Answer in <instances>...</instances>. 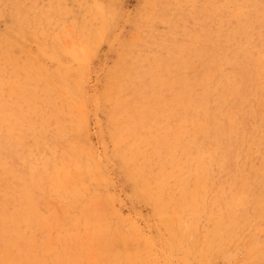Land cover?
<instances>
[{"label":"rangeland","instance_id":"374dc122","mask_svg":"<svg viewBox=\"0 0 264 264\" xmlns=\"http://www.w3.org/2000/svg\"><path fill=\"white\" fill-rule=\"evenodd\" d=\"M0 3V264H264V0Z\"/></svg>","mask_w":264,"mask_h":264},{"label":"bare ground","instance_id":"6f19581e","mask_svg":"<svg viewBox=\"0 0 264 264\" xmlns=\"http://www.w3.org/2000/svg\"><path fill=\"white\" fill-rule=\"evenodd\" d=\"M0 4H1V3H0ZM238 25H239V24H238ZM33 30H34V29H33ZM23 31H24V30H23ZM235 37H236V36H235ZM40 41H41V40H40ZM259 42H260V41H259ZM256 46H257V45H256ZM8 47H9V46H8ZM40 47H41V46H40ZM254 47H255V46H254ZM258 48H259V47H258ZM258 48H255V49H258ZM17 53H18V52H17ZM17 55H18V54H17ZM40 57H41V56H40ZM245 61H246V60H245ZM245 61H244V62H245ZM245 63H246V62H245ZM253 63H255V62H253ZM20 65H21V64H20ZM242 65H244V64L242 63ZM38 66H39V65H38ZM251 66H253V65H252V61H251V65H250V67H251ZM241 67H242V66H241ZM255 67H256V66H255ZM239 68H240V67H239ZM252 68H254V67H252ZM252 68H251L249 71L252 70V72H255ZM243 69H244V68H243ZM247 69H248V68H247ZM254 69H255V68H254ZM64 70H65V69H64ZM237 71H238V70H237ZM237 71H236V72H237ZM239 71H240V70H239ZM246 71H247V70H246ZM248 73H249V72H248ZM248 73H247V74H248ZM236 74H237V73H236ZM236 74H235V75H236ZM242 75H243V74H242ZM251 75H252V74H251ZM254 75H255V74H254ZM254 75H253V76H254ZM245 76H247V75H245ZM248 76H249V75H248ZM251 77H252V76H251ZM254 77H255V76H254ZM5 78H6V77H5ZM252 78H253V77H252ZM252 78H250V81H252ZM237 79H238V78H237ZM237 79H236V80H237ZM241 79H243L242 76H241ZM245 79H246V78H245ZM234 80H235V79H234ZM253 80H254V79H253ZM255 80H256V79H255ZM233 82H234V81H233ZM235 82H236V81H235ZM237 82H238V80H237ZM243 82H245V80H244ZM253 83H254V82H253ZM240 84H241V83H240ZM243 84H244V83H243ZM245 84H246V82H245ZM237 85H239V82H238ZM254 85H255V83H254ZM256 85H257V84H256ZM242 86H243V85H242ZM242 86H241V87H242ZM246 87H248V86H246ZM222 88H223V87H222ZM238 88H239V86H238ZM14 89H15V88H14ZM247 89H248V88H246V90H247ZM249 89H251V88H249ZM236 90H237V89H236ZM221 91H222V90H221ZM239 91H240V90H238V92H239ZM242 91H243V89H242ZM262 92H263V91H262ZM218 93H220V92H218ZM240 93H241V92H240ZM243 93H244V92H243ZM246 94H247V93H246ZM118 95H119V94H118ZM216 95H217V94H216ZM235 95H236V93H235ZM238 95H239V94H238ZM238 95H236V97H237ZM243 95H245V94H243ZM260 95H262V94H260ZM215 97H216V96H215ZM215 97H214V98H215ZM259 97H260V96H259ZM262 97H263V96H262ZM26 98H27V97H26ZM123 98H124V97H123ZM216 98H217V97H216ZM112 99H114V98H112ZM236 99H238V98H236ZM120 101H121V100H120ZM218 101H219V100H218ZM238 101H239V99H238ZM245 101H246V100H245ZM179 102H180V101H179ZM181 102H182V100H181ZM240 102H241V101H240ZM259 102H260V101H259ZM259 102H258V103H259ZM261 102H262V101H261ZM238 103H239V102H238ZM242 104H243V103H242ZM235 105H236V104H235ZM260 105H261V104H260ZM262 105H263V104H262ZM181 106H182V105H181ZM236 106H237V105H236ZM236 106H235V107H236ZM258 106H259V105H258ZM23 107H24V106H23ZM40 107H41V106H40ZM244 107H245V106H244ZM246 107H247V105H246ZM260 107H261V106H260ZM261 108L263 109V106H262ZM261 108H260V109H261ZM241 109H242V108H241ZM248 109H249V108H248ZM262 109H261V110H262ZM233 110H234V109H232V111H233ZM235 110H236V109H235ZM238 110H239V109H238ZM261 110H260V111H261ZM263 110H264V109H263ZM50 111H51V110H50ZM250 111H251V110H250ZM108 112H109V111H108ZM242 112H243V111H242ZM251 112H252V111H251ZM253 112H254V111H253ZM257 112H258V111H257ZM233 113H234V112H233ZM249 113H250V112H249ZM254 113H255V112H254ZM260 113H261V112H260ZM260 113H259V114H260ZM262 113L264 114V112H262ZM262 113H261V115L263 116ZM239 115H240V114H239ZM246 115H247L246 117H248V113H247ZM249 115H250V114H249ZM255 115H256V113H255ZM237 116H238V115H237ZM240 116H241V115H240ZM250 116H251V115H250ZM262 116H261V117H262ZM107 117H108V116H107ZM210 117H211V116H210ZM216 117H217V116H216ZM234 117H235V115H234ZM201 118H202V117H201ZM244 118H245V117H244ZM244 118H243V120H244ZM256 118H257V117H256ZM258 118H260V116H259ZM258 118H257V119H258ZM132 119H133V118H132ZM216 119H217V118H216ZM235 119H236V118H235ZM241 119H242V118H241ZM249 119H250V118H249ZM261 119H263V117H262ZM261 119H260V121H261ZM199 120H200V119H199ZM206 120H207V119H206ZM36 121H37V120H36ZM203 121H204V120H203ZM253 121H254V120H253ZM258 121H259V120H258ZM204 122H205V121H204ZM242 122H243V121H242ZM263 122H264V121H263ZM263 122H262V123H263ZM193 123H194V122H193ZM211 123H212V122H211ZM243 123H244V122H243ZM248 123H250V122H248ZM194 124H195V123H194ZM250 124H251V123H250ZM250 124H248V125H250ZM252 124H253V123H252ZM245 125H246V124H245ZM253 125H254V124H253ZM260 125H261V124H260ZM106 126H107V125H106ZM190 126H191V125H190ZM198 126L200 127V125H198ZM199 127H198V128H199ZM246 127H247V126H246ZM200 128H201V127H200ZM204 128H205V127H204ZM8 129H9V128H8ZM192 129H193V128H192ZM208 129H209V127H208ZM217 129H218V128H217ZM260 129H261V128H260ZM204 130H205V129H204ZM212 130H213V129H212ZM223 130H224V129H223ZM238 130H240V129H238ZM255 130H256V132H257V129H255ZM193 131H194V130H193ZM209 131H210V129H209ZM221 131H222V130H221ZM245 131H246V130H245ZM258 131H259V130H258ZM106 132H107V131H106ZM211 132H212V131H211ZM222 132H223V131H222ZM251 132H252V130H251ZM260 132L262 133V131H260ZM197 133L200 134V132H197ZM212 133H213V132H212ZM212 133H211V135H212ZM220 133H221V132H220ZM238 133H239V132H238ZM170 134H171V133H170ZM215 134H216V133H215ZM224 134H225V132H224ZM254 134H255V133H254ZM257 134H258V133H257ZM259 134H260V133H259ZM259 134H258V135H259ZM211 135H209V136L211 137ZM213 135H214V134H213ZM213 135H212V136H213ZM217 135H218V134H217ZM226 135H227V134H226ZM5 136H6V135H5ZM55 136H56V135H55ZM252 136H253V135H252ZM260 136H262V135H260ZM9 137H10V136H9ZM263 137H264V135H263ZM233 138H234V137H233ZM233 138H232V139H233ZM205 139H206V138H205ZM205 139H204V140H205ZM238 139H239V138H238ZM2 140H3V139H2ZM204 140H203V141H204ZM208 140L211 141V138H210V139L208 138ZM220 140H221V139H220ZM224 140H225V139H224ZM224 140H223V141H224ZM227 140H228V139H227ZM252 140L254 141L253 138H252ZM161 141H162V139H161ZM199 141H200V139H199ZM212 141H213V140H212ZM215 141H216V140H215ZM221 141H222V140H221ZM223 141H222V143H223ZM197 142H198V141H197ZM206 142H207V141H206ZM225 142H227V141H225ZM2 143H3V142H2ZM208 143H209V142H208ZM215 143H216V142H215ZM217 143H218V142H217ZM233 143H234V142H233ZM256 143H258V142H256ZM256 143H255V144H256ZM260 143H261V142H260ZM226 144H227V143H226ZM226 144H225V145H226ZM228 144H229V143H228ZM228 144H227V145H228ZM237 144H238V142H237ZM220 145H223V144H220ZM225 145H224V146H225ZM230 145H231V144H230ZM257 145H258V144H257ZM259 145H260V144H259ZM50 146H52V145H50ZM192 146H193V145H192ZM198 146H199V145H198ZM214 146H215V145H214ZM157 147H158V146H157ZM159 147H160V145H159ZM168 147H169V146H168ZM236 147H237V146H236ZM241 147H242V146H241ZM117 148H118V147H117ZM121 148H122V147H121ZM194 148H195V147H194ZM214 148H215V147H214ZM219 148H220V146H219ZM226 148H227V147H226ZM260 148H261V147H260ZM18 149H19V148H18ZM160 149H161V147H160ZM162 149H163V148H162ZM162 149H161V150H162ZM201 149H202V148H201ZM257 149H258V148H257ZM158 150H159V149H158ZM207 150H209V149H207ZM223 150H224V149H223ZM194 151H195V150H194ZM121 152H122V151H121ZM164 152H165V151H164ZM192 152H193V151H192ZM216 152H217V151H216ZM194 153H195V152H194ZM204 153H205V150H204ZM211 153H212V152H211ZM221 153H222V152H221ZM225 153H226V151H225ZM263 153H264V152H263ZM5 154H6V153H5ZM162 154H163V153H162ZM162 154H161V155H162ZM198 154H200V153H198ZM198 154H197V155H198ZM215 154H216V153H215ZM215 154H214V155H215ZM217 154H218V153H217ZM222 154H223V153H222ZM228 154H229V153H228ZM228 154L226 153V155H228ZM230 154H231V151H230ZM112 155H113V154H112ZM214 155H213V156H214ZM10 156H11V155H10ZM165 156H167V155H165ZM203 156H204V155H203ZM203 156H202V157H203ZM213 156H212V157H213ZM220 156H221V155H220ZM263 156H264V155H263ZM207 157H208V156H207ZM207 157H206V158H207ZM210 157H211V156H210ZM225 157H226V156H225ZM230 157H231V156H230ZM237 157H238V156H237ZM5 158H6V156H5ZM165 158H166V157H165ZM169 158H170V157H169ZM259 158H260V156H259ZM210 159H211V158H210ZM219 159H221V158H219ZM238 159H239V157H238ZM212 160H213V159H212ZM127 161H128V160H127ZM215 161H216V159H215ZM226 161H227V160H226ZM87 162H88V161H87ZM200 162H201V161H200ZM205 162H206V161H205ZM213 162H214V160H213ZM218 162H219V161H218ZM228 162H230V159H229ZM162 163H163V162H162ZM230 163H231V162H230ZM230 163H229V164H230ZM7 164H8V163H7ZM151 164H152V163H151ZM207 164H208V163H207ZM218 164H219V163H218ZM218 164H217V165H218ZM224 164H225V162H224ZM224 164H223V165H224ZM229 164H228V165H229ZM231 164H232V163H231ZM171 165H172V164H171ZM191 165H194V163H192ZM205 165H206V164H205ZM211 165H212V164H211ZM238 165H239V164H238ZM160 166H161V165H160ZM198 166H199V165H198ZM203 166H204V165H203ZM212 166H213V165H212ZM151 167H152V166H151ZM164 167H165V166H164ZM196 167H197V165H196ZM219 167H220V166H219ZM219 167H218V168H219ZM221 167H222V166H221ZM221 167H220V168H221ZM2 168H3V167H2ZM131 168L133 169L134 167H131ZM209 168H210V167H209ZM209 168H208V169H209ZM239 168H240V167H239ZM152 169H153V168H152ZM154 169H155V168H154ZM165 169H167V167H166ZM168 169H169V167H168ZM183 169H184V168H183ZM203 169H204V168H203ZM212 169H213V168H212ZM2 170H4V169H2ZM155 170H157V169H155ZM220 170L222 171V169H220ZM223 170H224V169H223ZM123 171H125V170H123ZM230 171H232V170L230 169ZM233 171H234V170H233ZM237 171H238V170H237ZM241 171H242V170H241ZM4 172H5V171H4ZM128 172H129V171H128ZM128 172H127V173H128ZM228 172H229V171H228ZM144 173H145V172H144ZM157 173H158V172H157ZM233 173H234V172H233ZM1 174H2V173H1ZM228 174H229V173H228ZM156 175H158V174H156ZM201 175H202V174H201ZM203 175H204V173H203ZM203 175H202V177H201L200 179H202L203 181H205V180H204V177H205V176H203ZM226 175H227V174H226ZM2 176H3V175H2ZM160 176H161V175H160ZM209 176H210V175H209ZM227 176H228V175H227ZM230 176H231V175H230ZM238 177H239V176H238ZM238 177L236 176V178H238ZM158 179H159V178H158ZM224 179H225V177H224ZM228 179H229V177H228ZM247 179L249 180V178H247ZM207 180H208V179H207ZM207 180H206V181H207ZM220 180H222V179H220ZM231 180H232V179H231ZM240 180H241V179H240ZM242 180H243V179H242ZM228 181H229V180H228ZM166 182H167V181H166ZM220 182H221V181H220ZM223 182H224V181H223ZM230 182H231V181H230ZM234 182H235V181H234ZM132 183H133V182H132ZM240 183H241V182H240ZM242 183H243V182H242ZM224 184H225V183H224ZM140 185H141V184H140ZM217 185H218V183H217ZM220 185H221V184H220ZM226 185H227V184H226ZM230 185H231V184H230ZM1 186H2V185H1ZM14 186H15V185H14ZM218 186H219V185H218ZM247 186H248V185H247ZM135 187H136V186H135ZM156 187H157V186H156ZM245 187H246V185H245ZM165 188H166L165 185H164V186H159V187L157 188V191H156L153 195H154V196H161L162 194H164V190H165ZM213 188H214V187H213ZM243 188H244V187H243ZM223 189H224V188H223ZM239 189H240V188H239ZM136 190H137V189H136ZM216 190H217V189H216ZM218 190H219V189H218ZM230 190H232V189H230ZM145 191H146V188H145ZM153 191H154V190H153ZM180 191H181V190H180ZM207 191H208V190H207ZM212 191H214V190H212ZM212 191H211V192H212ZM225 191H226V190H225ZM137 192H138V191H137ZM138 193H139V192H138ZM144 193H145V192H144ZM217 193H218V192H217ZM146 194H147V192H146ZM181 194H182V193H181ZM227 194H228V193H227ZM263 194H264V193H263ZM182 195L187 197L186 194H182ZM212 195H213V194H212ZM228 195H229V194H228ZM235 195H236V194H235ZM244 195H245V194H244ZM149 196H152V195H149ZM171 196H172V195H171ZM201 196H202V195H201ZM207 196H208V195H207ZM246 196H247V197L249 196V197H251V199L255 200L256 203H257V205H259V209H263L264 201H263L262 199H260L259 197H257V196H259V195L255 196V195L252 194V195H246ZM150 198H151V197H150ZM220 198H221V197H220ZM216 199H217V198H216ZM229 199H230V198H229ZM223 200H224V199H223ZM226 200H227V197H226ZM246 202H247V200H246ZM249 203H250V202H249ZM254 204H255V203H254ZM222 206H223V205H222ZM225 206H226V208H227V209L225 210V212H226V211H229L230 208H231L230 200H228V201L226 202V205H225ZM254 207H255V206H254ZM245 210H246L247 213L249 214V212H248L249 209H248V208H246V207H240V208H239V211H241V212H244ZM252 211L255 212L254 208L252 209ZM260 214H263V215H264V211L260 212ZM212 218H213V217H212ZM263 237H264V236H263ZM262 240H263V238H262ZM21 255H22V254H21Z\"/></svg>","mask_w":264,"mask_h":264}]
</instances>
